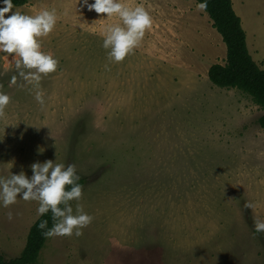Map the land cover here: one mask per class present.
<instances>
[{
    "label": "rangeland",
    "instance_id": "rangeland-1",
    "mask_svg": "<svg viewBox=\"0 0 264 264\" xmlns=\"http://www.w3.org/2000/svg\"><path fill=\"white\" fill-rule=\"evenodd\" d=\"M121 2L145 7L152 25L120 62L102 47L120 18L81 0L17 7L56 10L41 40L59 62L37 86L19 76L14 53L0 52V92L10 97L0 111V178L31 176L34 162L72 163L85 183L70 203L93 217L78 237H48L38 264H264V233L253 227L254 216L264 220V110L210 81L226 45L196 0ZM234 5L264 69V0ZM37 207L19 196L0 206L6 260L24 249Z\"/></svg>",
    "mask_w": 264,
    "mask_h": 264
},
{
    "label": "clouds",
    "instance_id": "clouds-1",
    "mask_svg": "<svg viewBox=\"0 0 264 264\" xmlns=\"http://www.w3.org/2000/svg\"><path fill=\"white\" fill-rule=\"evenodd\" d=\"M0 5H3L0 7V52L14 53L19 76L35 87L42 74L54 72L59 62L52 53L42 50L41 40L54 29L57 23L56 10L45 8L27 14L16 7L11 15L6 16L14 8L13 0H0ZM81 5H86L88 10L96 13H106L107 17L117 15L120 18L122 23L107 25L103 34L102 47L113 62H120L130 54L152 25L150 12L142 5L131 7L121 0H93L92 3L81 0ZM205 7V3L197 4L198 9ZM12 83H15V76ZM35 100L43 105L44 98L40 91L35 92ZM9 101V95L0 92V111ZM30 167L31 176L21 171L0 178V206L14 204L17 196L26 201H37V216L50 211L53 222L48 227V220H40L37 227L44 237L82 235L81 229L89 225L93 217L79 203H76L75 210L70 203L79 201L82 196V185L78 182L81 177L75 165L46 160L43 163L34 162ZM244 207L253 208V204L245 201ZM8 218H12L11 212ZM253 225L256 234L264 233V220L254 216Z\"/></svg>",
    "mask_w": 264,
    "mask_h": 264
},
{
    "label": "trees",
    "instance_id": "trees-1",
    "mask_svg": "<svg viewBox=\"0 0 264 264\" xmlns=\"http://www.w3.org/2000/svg\"><path fill=\"white\" fill-rule=\"evenodd\" d=\"M30 0H13L14 7L27 4ZM205 3L204 10L212 20L213 27L226 45L225 63H214L208 69L210 81L219 87L237 88L249 94L264 110V69L253 59L246 42V32L241 18L236 13L232 0H196ZM264 128V113L259 119ZM81 185L85 179L78 181ZM48 220L52 226L51 212L39 216L32 224L27 242L21 254L6 260L0 252V264H38V256L48 237L37 227L40 220Z\"/></svg>",
    "mask_w": 264,
    "mask_h": 264
},
{
    "label": "crops",
    "instance_id": "crops-1",
    "mask_svg": "<svg viewBox=\"0 0 264 264\" xmlns=\"http://www.w3.org/2000/svg\"><path fill=\"white\" fill-rule=\"evenodd\" d=\"M232 2H233V6L235 7V5H234V0H232ZM198 3V2H197Z\"/></svg>",
    "mask_w": 264,
    "mask_h": 264
}]
</instances>
